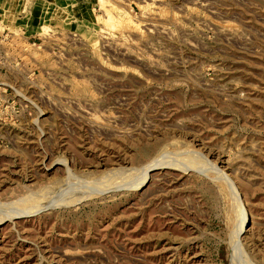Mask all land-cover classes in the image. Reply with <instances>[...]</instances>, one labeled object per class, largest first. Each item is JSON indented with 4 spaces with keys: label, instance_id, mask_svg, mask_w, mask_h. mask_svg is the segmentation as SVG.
Masks as SVG:
<instances>
[{
    "label": "rangeland",
    "instance_id": "obj_1",
    "mask_svg": "<svg viewBox=\"0 0 264 264\" xmlns=\"http://www.w3.org/2000/svg\"><path fill=\"white\" fill-rule=\"evenodd\" d=\"M1 82L0 264H264V0H0Z\"/></svg>",
    "mask_w": 264,
    "mask_h": 264
},
{
    "label": "built area",
    "instance_id": "obj_2",
    "mask_svg": "<svg viewBox=\"0 0 264 264\" xmlns=\"http://www.w3.org/2000/svg\"><path fill=\"white\" fill-rule=\"evenodd\" d=\"M0 85H8V84L1 82ZM8 86H9V85H8Z\"/></svg>",
    "mask_w": 264,
    "mask_h": 264
},
{
    "label": "bare ground",
    "instance_id": "obj_3",
    "mask_svg": "<svg viewBox=\"0 0 264 264\" xmlns=\"http://www.w3.org/2000/svg\"><path fill=\"white\" fill-rule=\"evenodd\" d=\"M244 221V220H243ZM245 222V221H244ZM242 225H244L243 223H242Z\"/></svg>",
    "mask_w": 264,
    "mask_h": 264
},
{
    "label": "water",
    "instance_id": "obj_4",
    "mask_svg": "<svg viewBox=\"0 0 264 264\" xmlns=\"http://www.w3.org/2000/svg\"><path fill=\"white\" fill-rule=\"evenodd\" d=\"M153 170H155V169H153ZM153 170H152V171H153Z\"/></svg>",
    "mask_w": 264,
    "mask_h": 264
}]
</instances>
